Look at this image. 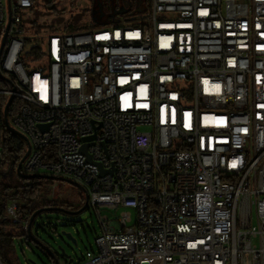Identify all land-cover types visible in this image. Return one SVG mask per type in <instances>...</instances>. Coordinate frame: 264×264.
I'll return each mask as SVG.
<instances>
[{"label": "built area", "instance_id": "1", "mask_svg": "<svg viewBox=\"0 0 264 264\" xmlns=\"http://www.w3.org/2000/svg\"><path fill=\"white\" fill-rule=\"evenodd\" d=\"M35 5L0 0V95L21 102L6 129L24 146L11 167L50 169L48 200L67 182L97 212L82 264H264V0H150L50 33L29 70ZM6 200L30 238L32 204Z\"/></svg>", "mask_w": 264, "mask_h": 264}, {"label": "rangeland", "instance_id": "2", "mask_svg": "<svg viewBox=\"0 0 264 264\" xmlns=\"http://www.w3.org/2000/svg\"><path fill=\"white\" fill-rule=\"evenodd\" d=\"M92 3V0H36V5L32 10L28 11V18L24 21L25 25L30 27V31L26 33L29 41L25 52L27 53L28 50L30 51L36 45H41L50 33L76 34L90 31L101 24L110 23L108 17H104L99 21L94 19L90 13ZM144 3H146V7H149L150 0H145ZM134 8L119 14L118 18L120 20L129 18L132 11L135 10ZM35 22L39 31L33 27ZM32 58L33 54L28 52L25 59L29 64V70L38 68V62ZM140 128L149 129L148 127ZM22 170L25 174L26 170L24 168ZM32 173L50 177L47 179H51L55 183L51 188V194L54 193V187L58 185V180L53 178L55 176L53 171L41 169L38 172ZM26 174L31 173L28 172ZM4 175L8 182L12 181L11 179L15 180V177L18 176L12 167H9ZM15 182L18 183L17 180ZM64 184V188L59 185L61 192H59L58 197L69 202L71 206H56L55 208L63 207L73 212L80 211V213L69 215L59 209L40 212L34 220L31 236L54 249H58L59 245H63L74 260L72 263L62 260L60 264H82L86 250L91 248V245L96 248L95 239L97 233L101 232L102 228L100 227L96 211L91 210L89 207L82 210L86 203V198L80 193V190L76 187H67V182H64ZM124 210H111L102 207L100 212L104 216H108L110 220H114ZM128 211L132 212L134 218L136 217L135 209ZM129 224L132 225L131 223ZM64 230L72 233L77 239V245H74L66 237H62L61 233ZM14 240L15 243L10 254L12 264H16L14 258L19 259L22 264H52L49 257L31 238L27 240L26 236L19 234Z\"/></svg>", "mask_w": 264, "mask_h": 264}, {"label": "trees", "instance_id": "3", "mask_svg": "<svg viewBox=\"0 0 264 264\" xmlns=\"http://www.w3.org/2000/svg\"><path fill=\"white\" fill-rule=\"evenodd\" d=\"M33 27L39 31L36 22L33 24ZM39 49V46L35 47L33 48V52H31L34 54L39 53ZM9 86V81L0 76V89ZM8 101L7 96L0 95V144L4 148V158L0 160V258L4 264H12L10 254L15 243V237L19 236V234L26 236L23 233L17 232L16 228L4 219L7 197L15 196L30 202L32 204L30 208L32 215L40 210H55L56 206H71V204L64 199H47V196L52 192V185L55 184L51 179H47L50 177L39 174V176L36 177L24 178L18 175V178L15 177L18 183H16L14 179H11L12 181L10 182L5 179V171L11 167L13 163L18 161L17 159L22 155L24 148L21 139L6 129L5 108ZM11 106H13V110L9 111V118L19 113L21 102L18 101V99H14L11 101ZM53 178L55 177L53 176ZM60 185L62 188L65 186L64 182H61ZM39 213L36 214V217ZM31 235L32 232L30 236ZM26 237L28 240L29 236ZM14 260L16 264H22L17 258H14Z\"/></svg>", "mask_w": 264, "mask_h": 264}, {"label": "water", "instance_id": "4", "mask_svg": "<svg viewBox=\"0 0 264 264\" xmlns=\"http://www.w3.org/2000/svg\"><path fill=\"white\" fill-rule=\"evenodd\" d=\"M99 6L101 7L102 6V3L101 2H99ZM125 12V10H122V11H119V12H117L118 14H122V13H124ZM116 13V14H117ZM103 15V14H102ZM114 22H116V21H118V19H114L113 20ZM5 39H6V35L4 36V39H3V41H2V46H1V49H0V54H1V51H2V49H3V46H4V43H5ZM11 100H12V98L8 101V103H7V105H6V108H5V116H6V124H7V126H8V128L11 130V131H13V132H15V130L13 129V128H11V126L8 124V120H7V114H8V106H9V104H10V102H11ZM92 138H94V136L92 137ZM87 147H88V144L87 145H85L84 146V148H83V151L86 153V150H87ZM29 153H27L26 155H25V157H24V159L27 157V155H28ZM23 159V160H24ZM18 174L20 175V176H22V177H24V178H31V177H36V176H39V174H23L22 172H21V165L18 167ZM88 207V201L86 200V203H85V205H84V207H83V209L82 210H84V209H86ZM55 209H59V210H61L62 212H65V213H67V214H69V215H76V214H79L80 213V211L79 212H73V211H69V210H67V209H65V208H55ZM50 210V209H49ZM41 211H45V210H40V211H37L34 215H33V217H32V221L35 219V217H36V214L37 213H39V212H41ZM62 237H66L68 240H70L74 245H77L78 244V242H77V239L72 235V233H70V232H67V231H62ZM31 239L38 245V247L49 257V259L51 260V263L52 264H60V262L62 261V260H65L67 263H72L73 262V257H72V255H70L68 252H67V250H66V248L63 246V245H59L58 246V249H54V248H51L50 246H48V245H46V244H44L43 242H41V241H39V239H37V238H35V237H32L31 236Z\"/></svg>", "mask_w": 264, "mask_h": 264}, {"label": "flooded vegetation", "instance_id": "5", "mask_svg": "<svg viewBox=\"0 0 264 264\" xmlns=\"http://www.w3.org/2000/svg\"><path fill=\"white\" fill-rule=\"evenodd\" d=\"M92 7L90 13L96 21L108 17L109 21H113L119 14L117 12L125 10L129 11L133 7L134 9L139 6L146 7L145 0H92ZM99 2L102 6H99ZM133 9V10H134ZM117 13V14H116ZM103 14V15H102Z\"/></svg>", "mask_w": 264, "mask_h": 264}, {"label": "bare ground", "instance_id": "6", "mask_svg": "<svg viewBox=\"0 0 264 264\" xmlns=\"http://www.w3.org/2000/svg\"><path fill=\"white\" fill-rule=\"evenodd\" d=\"M4 77L7 81H9V84H10V79L7 78V76H2ZM7 120H8V114H7ZM6 127H7V124H6Z\"/></svg>", "mask_w": 264, "mask_h": 264}, {"label": "snow or ice", "instance_id": "7", "mask_svg": "<svg viewBox=\"0 0 264 264\" xmlns=\"http://www.w3.org/2000/svg\"><path fill=\"white\" fill-rule=\"evenodd\" d=\"M233 167H235V164H233Z\"/></svg>", "mask_w": 264, "mask_h": 264}]
</instances>
